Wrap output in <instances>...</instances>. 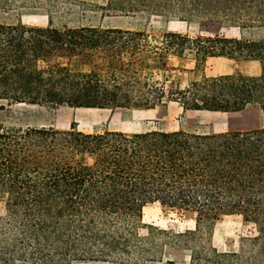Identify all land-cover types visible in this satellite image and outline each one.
I'll list each match as a JSON object with an SVG mask.
<instances>
[{
	"label": "trees",
	"instance_id": "1",
	"mask_svg": "<svg viewBox=\"0 0 264 264\" xmlns=\"http://www.w3.org/2000/svg\"><path fill=\"white\" fill-rule=\"evenodd\" d=\"M115 2L124 15L161 11L186 22L222 17L264 27V0H108L107 7ZM186 55L195 68L226 58L257 62L260 72L202 76L185 86L163 78L173 70L167 60ZM73 60L85 68L71 71ZM0 102L97 110L173 103L210 113L255 106L264 116V39L168 32L155 41L115 27L0 25ZM0 194V263L138 264L161 249L156 239L189 249L191 264H264V126L130 134L0 126ZM154 204L194 214L195 230L149 227L140 237L142 211ZM220 216L241 217L256 235L239 252L194 248L200 229Z\"/></svg>",
	"mask_w": 264,
	"mask_h": 264
},
{
	"label": "rangeland",
	"instance_id": "2",
	"mask_svg": "<svg viewBox=\"0 0 264 264\" xmlns=\"http://www.w3.org/2000/svg\"><path fill=\"white\" fill-rule=\"evenodd\" d=\"M108 0H59L52 3L42 1L14 0L0 4V25L52 27L92 25L115 27L148 33L158 38L168 32L194 36H208L217 33L227 37L264 39V27L242 28L222 17L211 19L196 17L190 21H181L161 11L144 12L136 15H124L118 12L119 3L107 7ZM239 22H241L239 20ZM173 70L163 73V78L177 81L180 86L200 79L202 76L241 74L257 76L260 68L257 62H235L226 58H208L203 65L195 68L192 55L183 58L170 57L167 60ZM67 67L71 71L85 68L78 61H71ZM74 124L78 131L85 133L121 131L139 133L152 130L193 133H220L227 131H246L262 128L264 116L255 106H249L237 113L183 112L176 104L169 103L150 110L123 109L112 110L72 109L66 106L50 107L26 104L9 105L0 102V126L2 127H45L56 130H68ZM4 200L0 194V216L4 215ZM153 227L171 234H184L195 230V215L189 212L169 209L158 204L149 205L142 211L137 229L140 237H146L148 228ZM256 235L255 227L238 216H220L200 229V246H211L221 253L239 252L245 247V240ZM159 237V236H158ZM157 237V238H158ZM159 250L145 255L138 264H191L190 250L172 247L156 240ZM0 264H31L22 261H10ZM70 264H120L117 262H72Z\"/></svg>",
	"mask_w": 264,
	"mask_h": 264
}]
</instances>
